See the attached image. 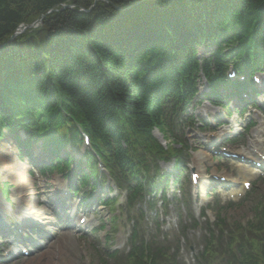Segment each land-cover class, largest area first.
Returning a JSON list of instances; mask_svg holds the SVG:
<instances>
[{"label":"trees","instance_id":"16d2710c","mask_svg":"<svg viewBox=\"0 0 264 264\" xmlns=\"http://www.w3.org/2000/svg\"><path fill=\"white\" fill-rule=\"evenodd\" d=\"M94 2L0 0V41L15 31L19 18L29 23L35 13L74 5L49 13L37 35L21 42L26 47L0 49V84L37 102L44 118L57 109L59 87L68 107L104 143L115 138L124 119L148 129L159 118L163 94L187 74L189 99L200 69L214 88L230 61L238 72L264 65V0H108L87 11ZM201 45L213 54L200 64ZM0 117L8 118L5 109ZM234 241L230 233L226 248Z\"/></svg>","mask_w":264,"mask_h":264},{"label":"rangeland","instance_id":"374dc122","mask_svg":"<svg viewBox=\"0 0 264 264\" xmlns=\"http://www.w3.org/2000/svg\"><path fill=\"white\" fill-rule=\"evenodd\" d=\"M203 49V48H202ZM208 54V51L202 50V55ZM1 144V143H0ZM8 145V144H7ZM9 146V145H8ZM2 144L0 145V153ZM6 154V155H5ZM3 155L6 156V159L3 160ZM0 159L2 160V163H6V160L10 163L14 161L15 154L10 151L8 148V151L2 152L0 154ZM0 160V169L3 171V166L1 165ZM11 166L13 164L11 163ZM6 179H10L9 176H3ZM11 181V180H10ZM12 182V181H11ZM257 187L264 190V182H258ZM249 203H246L248 205ZM251 206H248L247 208L244 207L242 211L247 212ZM241 213V210H237L235 208L234 211H229L228 214L235 215V213ZM90 237L88 240H82L80 238H75L73 235H68V237H61L60 239H57L53 244L52 247H50L45 253H43V258L40 260L39 255L33 256V259H18L17 261H12L10 264H62L63 260L67 261H73V264H82V261L88 260L90 261V264H98V257L96 250L94 246L100 247L101 244L104 245L105 237L101 235L100 233H95L93 236L89 235ZM91 243V244H90ZM191 254L188 253V256Z\"/></svg>","mask_w":264,"mask_h":264},{"label":"bare ground","instance_id":"6f19581e","mask_svg":"<svg viewBox=\"0 0 264 264\" xmlns=\"http://www.w3.org/2000/svg\"><path fill=\"white\" fill-rule=\"evenodd\" d=\"M93 4H96V3H93ZM23 13L25 14L26 12H23ZM35 14L38 15V16H36L34 20H38L40 18L41 13H35ZM18 21H19L18 22L19 24L14 29L15 30H18V28H24V29H26V22H22V21H24L22 18H19ZM21 42H22V39H20V37H16L14 39V45L6 44V43H4V41H1L0 42V49H5L2 52H7L9 50L14 49V48H11V47H14V46H17V45L19 47H26V44L25 43H21ZM9 48H11V49H9ZM6 49H9V50H6ZM3 159H6V156L5 155H3ZM6 166L10 170H13L14 173H15V175H18L19 178H23V177H21V176H23V173L21 172V170L18 167L11 166V163L9 161H7V160H6ZM67 264H69V263H67Z\"/></svg>","mask_w":264,"mask_h":264}]
</instances>
